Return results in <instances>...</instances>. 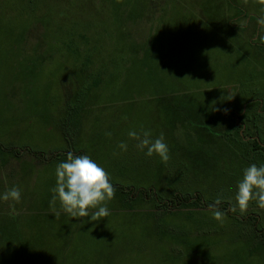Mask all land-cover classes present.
Wrapping results in <instances>:
<instances>
[{
    "label": "rangeland",
    "instance_id": "1",
    "mask_svg": "<svg viewBox=\"0 0 264 264\" xmlns=\"http://www.w3.org/2000/svg\"><path fill=\"white\" fill-rule=\"evenodd\" d=\"M168 1L48 0L46 2L38 0L32 7L18 0L15 3L16 12L6 16L19 30L23 28V24L29 28L32 23H47L49 25L47 43L51 50L48 54L52 51L57 52V56L49 61H53L57 69L65 66L66 63L69 69L68 78L79 79L78 82L83 77L80 68L85 67L86 57L72 58L67 55L66 58L60 57L68 51L64 45L72 40L68 35L72 33L74 26L83 28V30L74 29L73 32H76L82 44L81 50H85L89 58L86 64L89 70L88 78L83 79L84 82L81 84L91 87L90 84L101 82L103 87L89 103L96 104V112L92 114H95V118L92 121L95 122L93 125H100L103 134L101 137L89 136L88 148L93 150L90 153L93 160H96V156L99 158L100 153L95 151L100 148H105L108 153L112 150H121L118 147L121 142L128 144L131 141L128 136L129 131L134 130L137 133L150 131L152 139H155L161 132L175 130L176 137L181 142L180 146L173 145L171 140L169 145H172L173 149L179 148L180 157L196 156V164L189 162L190 165H187L185 159L171 157L169 162L178 164L177 169L175 173H170L169 176L167 174L168 185L154 187L156 195L158 199H169L176 194L199 195L201 198L199 202L196 200V205L190 204L179 210L169 209L163 205L161 209L147 208V212L143 207H138L142 211L136 210L134 214L131 211H124L126 209H116L118 210L116 211L115 208H111L112 205L107 204L110 211L108 217L99 221L83 218V226L74 234L71 233L72 236L65 228L48 227L39 230L40 232L38 230L24 231L20 237L21 243L23 242L21 247L23 249L19 250L23 252L22 256L26 258L29 256L32 261L36 257L37 260L48 259L49 255L54 254L52 249L65 243L66 239L72 247L88 244L92 241L89 231L99 227L103 230L102 239L97 244L99 247L88 250L116 249L127 245L125 242H139L138 245L147 252L137 249L135 256L145 257L144 264H264V209L259 208L256 202H252L244 213H241L239 209L236 212L231 211V207L236 203L237 185L242 179L243 170L252 164L257 166L264 164V151L254 147L255 143L264 147V44H261L258 39V35H264V30L256 23L260 15L259 6L253 4L251 0L247 5L243 3V0L235 1L245 13L238 19L230 17L236 32L228 34L225 33L224 25L217 26L224 22V13L218 6L214 8L212 5H207L203 12L195 11L196 15H200L199 17H203V14L209 16L204 23L210 24L213 30L211 32L208 27H203L201 24L191 27L196 23L195 18L189 17L194 10L192 4H196V0H180L182 5L179 8L182 15H177L176 10L164 11V8H168ZM203 1L210 3L208 0ZM35 10L39 15L37 19L27 17ZM185 15L188 20L184 17ZM168 19L169 23H173V25L169 24L170 28L167 26ZM242 21H247L246 25L242 24ZM184 23L188 26H183ZM242 25L245 27L242 28ZM196 29L200 30V33H196ZM119 33L124 39L122 44L120 39L117 41L115 38ZM156 33L163 36L162 42L153 43V36ZM210 33L213 36L211 38L217 41L222 39L218 37L227 35H246V37L249 35L256 41L253 45L236 43V41L226 43L218 41L219 44L211 43L214 49H210L209 44L204 41ZM39 36L40 31L30 32L24 44L25 49L36 46ZM130 41H135L138 45L144 44L148 54L153 57L155 55L160 64L158 62L148 64L143 60L141 61L143 66L140 65L139 58L136 55L132 56L129 52ZM220 46H226V49L218 50ZM119 47L125 53L119 52ZM194 49L199 54L195 58H193ZM74 54L78 55V53ZM37 58L35 53L11 54L9 51L0 53V123L1 119L9 117L11 108L12 117L34 120L33 133L34 130L42 129L43 122L36 124V116L40 110L45 114L50 112L48 104L41 105L39 102L50 101V99L56 101L61 97L51 90L50 86H46L40 92L31 86L30 75L34 72L33 65L47 61L37 60ZM129 59H132L133 63L126 61ZM220 61L223 62L224 67L217 64ZM82 63L83 66L80 67ZM45 66L54 68L48 62ZM56 70H50L55 80H58L52 83L54 86L58 85L64 77L62 72L56 73ZM211 72L215 73L210 74ZM139 80L145 82L140 83ZM196 85L201 89H196ZM56 89L58 90V87ZM65 90L68 93V86ZM85 93L87 92H83ZM167 97L171 99H166ZM182 97L196 98V122L193 124L196 128L194 147L193 142L191 143L193 138H188L184 143L183 129L174 127L177 124L173 116H178L179 111L193 108L188 104L189 101L183 105L179 104L177 100ZM229 97L232 99L228 100ZM208 100H216L217 107L213 109L204 107V102L208 103ZM200 107L202 110L197 113V108ZM232 109L234 117L239 116L237 111L241 113L240 110H243L240 119L246 123L248 129L243 128L242 124L239 126L242 132L241 140H245L246 146L239 143V139L231 133L233 128H237V123L233 127L229 118ZM227 111H230L228 116ZM245 111L249 114L244 115ZM255 111L261 112L256 113L260 133L257 139L253 136L252 124L250 125L249 122L251 118L249 115ZM157 112L161 114L163 112V114L158 116ZM96 115L100 116L96 118ZM225 115L226 119H224ZM184 117V115L179 116L182 120ZM216 121L222 124L223 129L218 130ZM106 133H111V136ZM36 136L41 142L46 140L42 130L41 135L36 134ZM204 136L209 141L206 142L203 139ZM29 140L25 142L28 145L26 148L41 149V152L45 153L44 146H40L39 140L37 142ZM9 144H18V142L13 140L9 143V140L3 141L0 138V156H7L12 152L13 147L21 151L23 149L22 146H9ZM187 144L190 145L186 146ZM227 147L231 149L220 153V148ZM107 157L108 160L105 158L103 160L110 161L112 164L119 155L116 154L114 157L109 154ZM132 161L135 163L137 160L133 157ZM21 165L31 166L32 174L35 171L34 168H39V163H35L29 155L23 157L21 163L12 161L2 171L0 195L15 185L19 186L21 191L24 189L18 184H24L20 179L14 180L20 173ZM193 168L196 170L194 171ZM179 177H181L180 183L177 182ZM26 179H30L27 177V172ZM33 179V182L24 190L26 197L36 198L33 206H47L51 212L59 211L58 202L53 206L51 201H45L47 194L43 192V189L49 181L51 182L50 176L38 170L34 173ZM114 181L117 184L120 183L118 180ZM127 182L122 180V183ZM140 188L149 189L142 186ZM218 197L222 198L218 208L225 213V219L222 222L213 218L208 207L214 204ZM50 199L52 197H48V200ZM16 208L18 212L26 211V205L21 202L17 203ZM141 219H144V226L150 224L151 231L134 232V228L142 226ZM61 221L62 216L54 215L45 218L46 223H53V225ZM39 233H42L41 238ZM145 234L148 237L147 241L144 239ZM162 235L170 237L169 241H166L169 243L166 251L158 249L156 245L163 244L164 240H159V236ZM9 248L11 249L3 239V233L0 232V264L5 263Z\"/></svg>",
    "mask_w": 264,
    "mask_h": 264
},
{
    "label": "crops",
    "instance_id": "2",
    "mask_svg": "<svg viewBox=\"0 0 264 264\" xmlns=\"http://www.w3.org/2000/svg\"><path fill=\"white\" fill-rule=\"evenodd\" d=\"M210 3L207 2H202V0H196V4L194 5V10L191 12V16L189 17L195 18L196 23L191 26H201L203 27H208L211 32L213 30L210 27V24H205L204 22L207 21V18L209 16L202 15L203 17H199L198 15L195 14V11H201L203 12L205 10L204 7L207 5H212L214 8L218 6L221 11L224 13L223 16V23L217 26L224 25V30L225 33L228 34H233L229 33L227 26L229 25L230 22V17L232 14L234 15L235 9L234 7L239 6L235 1L238 0H208ZM169 5L168 8H164V11L168 10H176L178 13L177 15H182V12L180 11V5L182 3L180 0H169L168 1ZM196 5V7H195ZM234 6V7H233ZM241 8V6H239ZM194 11V12H193ZM209 15V14H208ZM211 16V15H210ZM170 17V15H169ZM186 19V15L184 16ZM203 18V19H200ZM167 19V18H166ZM212 19V16L210 17ZM188 20V19H187ZM167 21V20H166ZM163 22V19H162ZM81 23V22H80ZM167 24L173 25V23H169V19L167 21ZM246 25V24H244ZM248 25V24H247ZM183 26H188V24H183ZM213 26V25H212ZM49 25L46 23L44 24L43 22H40L38 24L32 23L31 27H27L25 24H23V28L19 30V28H16L12 23L10 22V19H3L0 20V53H5L6 51H9L11 54H21L22 52L24 53H35V57H38L37 60H47V61H41L33 65L34 67V72H32L31 79L32 83L31 86L36 90L37 92L42 91L46 86H50V89L59 94L61 97L59 100H44L40 101L39 103L41 105H47L48 104V110L50 108L49 114H45V112H40L36 116V124L43 122V125L41 126L42 129L34 130L35 134L32 132L33 129V123L34 120L32 119H25V118H18L17 116L12 117L11 112L12 109L10 108V115L9 117H5V119H1L0 123V138L5 141V139L9 140V143L13 140L17 141L18 144H9V146H22L23 149L22 151L19 149H15V147L11 148V153H9L7 156H0V181L3 178L2 171L6 169L9 164L12 161L19 162L21 163L23 157L29 155L32 157V160L35 163H39V168H34V173H36L38 170L41 172L43 171L45 174L50 176L51 182L49 181V184L46 185L43 189V192H45L47 195L45 201H51L48 200V197H52L53 193L51 192V189L55 187L56 184V175H55V169L56 166L60 162L66 161L67 154L69 152H72L74 155H89L91 151L88 148L89 146V136L90 135H95L97 137H101L103 134L102 128L100 125H93L95 122L92 121V119L95 118V114L93 112H96V104L90 105V100L93 99L94 97L97 96V92L102 90V85L101 84H90L92 85L91 87L88 86H83L81 83H83V79L85 80L88 78V63L85 64V67L83 66V63L81 64L80 70L83 74V77L79 79L74 80L72 78H68L69 76V69L66 67L67 64L65 63V66L60 67V68H55L53 61L50 62L49 60L54 59L55 56H57V52H51V54H48V51H51L49 46H48V38L49 33L47 32ZM202 27V28H203ZM214 27V26H213ZM242 28L245 26H241ZM197 28V27H196ZM220 28V27H218ZM74 29H82L79 28L78 26H74ZM72 30V33H70L68 36L73 39L74 31ZM39 32L40 31V36H39V41L37 42V45L34 47H30L29 49H25V42L27 38L30 35V32ZM87 31V30H85ZM195 31V30H193ZM202 31V30H201ZM196 33H200V30L196 29ZM212 34L204 39L206 43L209 44L210 49H214L210 44L215 43L218 41L220 43H226L227 41H236V43H243V44H251L253 45L254 42L256 41L254 37L252 36H247L246 35L242 36H236V35H227L224 37H218L222 38L221 40H214ZM244 37V38H242ZM227 38V39H226ZM75 39L76 42L81 43L78 40L77 35L75 34ZM72 41V40H71ZM69 41L66 44H71ZM82 41V40H81ZM63 43H65L63 41ZM9 44V45H8ZM64 45L68 49V47ZM226 46H220L218 50L223 49L225 50ZM225 48V49H224ZM216 49V48H215ZM195 50V49H194ZM67 53L65 55H62L60 58H66L67 56H72V58L77 57V58H84V56L87 58V53L80 51L77 52L78 55L74 54L76 52L71 51V48L66 51ZM196 52V55H195ZM198 51H193L194 57L199 56L197 53ZM43 55H46L48 57H44ZM50 63L54 68H51L50 66H45L46 64ZM220 67H224V64L222 61L219 63L217 62ZM199 65V64H198ZM211 66V65H209ZM51 68V69H50ZM57 69V70H56ZM84 69V70H83ZM50 70H56V73L62 72L64 77L63 80L61 79L59 81V84L54 86L52 83L55 81V76L52 75ZM72 72V70H71ZM215 72H211L210 74H214ZM29 76V77H30ZM30 81V79H29ZM69 88V91L67 93L66 88ZM58 87V90L56 89ZM56 89V90H55ZM196 89H201L196 85ZM87 92L83 94V92ZM91 91V94H90ZM167 97L166 99H168ZM164 99V98H160ZM165 99V100H166ZM171 99V98H169ZM172 101V100H171ZM170 101V102H171ZM178 103L179 104H185L186 101H189L188 104L193 106L192 109H186L183 111H179L178 116L174 115L173 119H176L175 123L177 125H174L175 129L182 128L183 132L182 135L184 138V143L185 140L188 138H193L191 139L192 146H195V136H196V128H194V122H196V98H189L185 99V97L178 98ZM215 101V104L213 102ZM221 101V100H220ZM169 102V101H166ZM216 100H208L207 102H204V107H209V109H213V107H217ZM201 105V104H200ZM38 106V105H37ZM188 106V105H187ZM9 106L7 105V108ZM43 109V108H41ZM202 110V107L197 108V113H199ZM168 110H166L167 112ZM206 110H204L205 112ZM230 111L226 112V115L228 116V112H230L229 118L231 119V122L233 124L237 123V128L238 130L234 129L232 130L231 133L235 135L237 139H239V143H243L245 145V140H241V130H240V124L246 129L247 125L244 121H242L240 118L243 113H237L239 114L238 117L233 116V109ZM242 111V110H240ZM48 111H46L47 113ZM243 112V111H242ZM165 113V111H164ZM247 113V111H245ZM158 116H161V112H157ZM48 115V116H47ZM185 116L182 119L179 118V116ZM226 115L224 119H226ZM100 115H96V118H98ZM1 117V114H0ZM235 118V119H234ZM250 119V125H251V131L253 132V136H255V139H257V136L260 135L259 133V127L256 117L249 118ZM179 120V121H178ZM178 121V122H177ZM234 122V123H233ZM215 123H218L217 125L218 130L223 129V126L220 122L216 121ZM261 123V122H260ZM263 123V122H262ZM255 124V125H254ZM192 129H191V128ZM261 128V127H260ZM41 130L43 132V135H46V140H43V142L40 141V139L36 136V134L41 135ZM187 131V132H186ZM186 132V133H185ZM47 133V134H46ZM163 133V132H161ZM158 134L159 135L161 134ZM233 134L231 135V138L233 137ZM165 136V142L167 143L169 147V153L170 157H177V158H182L183 160L185 159L187 162V165H190L189 162L192 164H196V156L192 158H188V155H184V157H180L179 154L180 150L179 148H172V145H169V141L171 140L173 145H179L180 146V141H178V137H176V132L175 130L171 131H165L163 133ZM242 136H244L242 134ZM29 138H32V140H29ZM206 142L209 141L207 137L204 136L203 138ZM223 139V138H222ZM29 140L31 142H37L38 140L40 141V146H44V151L45 153L41 152V149L39 150H33L31 148H26L28 145L25 144V142ZM45 141V142H44ZM225 141V140H221ZM137 141L132 140L127 144V151H122V150H112L107 152L105 148H100L95 152L100 153L99 158L96 156V162L100 164L111 176L112 178V184L116 188V194L115 198L108 202V205H112L111 208H115L122 210L126 209L124 211H131L132 214L136 210L142 211V209L138 207H143L145 211L146 209H153V208H158L157 200L158 196L156 195L154 187L156 186H165L168 185V176L170 173H175V170L177 169L178 164H175V162H167L163 163L159 156L153 155L152 157H147L145 155V151H141L136 147ZM190 145V144H189ZM188 144L186 146H189ZM242 148V147H241ZM248 149V147H246ZM230 147L227 148H220V153H223L225 150H230ZM15 151V152H14ZM111 152V153H110ZM108 153V154H107ZM94 154V153H92ZM112 154L114 157L119 155V157L113 161L112 164H110V161H104L103 158L108 160L109 158L107 155ZM173 154V155H172ZM133 157L136 158V162L133 163ZM159 160V161H158ZM27 168V170H26ZM31 166H26V165H21L20 166V173L19 175L15 176L14 180L20 179L21 182L24 184L22 185L24 188L21 191V203L26 205V211L23 212H18L19 210L16 208L17 203L14 201H3L0 200V232L3 233V239H5L6 243L8 246L11 247L10 251L8 252L6 256V261L4 264H144L143 261V256H135L136 255V250H143L145 253L147 250L143 249L139 244V242L133 243L132 241L130 242H125L124 247L121 248H116V249H102V250H88L90 248H98L99 246L97 245L100 240L102 239L101 234L103 233V230L99 229V227L89 231L91 234V239L92 241L88 244L80 245L78 244L77 247H72L70 246L71 244L67 241L65 243L60 244L59 246L55 247L53 250L54 254L49 255L48 259H39L37 260L34 259L33 261L30 260L29 256L28 258L22 256L21 248L23 245V242L21 243L20 237L22 236L24 231H35L43 229V228H65L68 232H70V236L75 233L76 230L80 229L83 226L84 220L83 218H71L68 214L64 213L63 211H55L51 212L50 208L47 206L40 207L38 205L33 206V202L36 200L34 197L31 199V197H26L25 196V188L26 186H29L33 182V175L31 173ZM53 170V171H52ZM195 171L196 168H193ZM26 172H27V177L30 179H26ZM168 174V176H167ZM31 176V177H30ZM54 177V178H53ZM167 177V179H166ZM181 177L177 180L178 183H180ZM114 180L120 181L119 184H117ZM122 180L128 181L127 183H122ZM45 182H48V179L45 180ZM16 183V181H15ZM167 183V184H166ZM16 186V185H15ZM142 187H147L149 189H143L140 188ZM19 187V186H17ZM140 188L142 190H153L154 193L150 194L149 198H145L142 195H137L135 191L139 190L137 188ZM20 188V187H19ZM135 190L132 191L131 190ZM35 199V200H34ZM29 202V206H28ZM15 206V207H14ZM16 208V209H15ZM118 211V210H116ZM148 212V211H147ZM58 213V215H57ZM62 216V221L60 223H55L53 225L50 224L49 222H45V218L48 216ZM147 215V214H146ZM145 217V216H144ZM66 220L64 223L63 221ZM144 219H141L140 222L142 223V226H139L134 228V232L141 233L144 231L145 233L151 231L150 224L144 226ZM166 224V223H165ZM167 225V224H166ZM144 230H143V228ZM87 229V228H85ZM89 230V229H88ZM159 230V229H158ZM108 229L106 230V232ZM153 231V229H152ZM72 233V234H71ZM40 234V238L42 237V233ZM146 235V236H145ZM144 235L145 241H147L146 238L147 234ZM159 240H164L163 244L159 246L158 244L157 247L160 250H167L168 249V242L169 241L167 236H159ZM95 243V244H94ZM179 245V244H177ZM182 248V247H181ZM40 250V249H39ZM45 250V248H44ZM51 250V249H50ZM88 250V251H85ZM29 255V253H28ZM42 255V254H41ZM146 256V254H145ZM137 257V258H136ZM146 263V262H145Z\"/></svg>",
    "mask_w": 264,
    "mask_h": 264
},
{
    "label": "clouds",
    "instance_id": "3",
    "mask_svg": "<svg viewBox=\"0 0 264 264\" xmlns=\"http://www.w3.org/2000/svg\"><path fill=\"white\" fill-rule=\"evenodd\" d=\"M249 2L250 0H243L245 5ZM251 2L259 6L260 15L256 23L264 30V0H251ZM246 23L247 21H242V24ZM258 39L261 44H264V35H258ZM231 99L232 97L228 98V100ZM106 135L111 136V133ZM128 136L137 141L136 147L139 150H146L147 157L157 155L163 163L170 160L169 147L163 133L152 139L150 131L137 133L132 130L129 131ZM118 147L122 151H127L125 142H121ZM55 175L56 184L51 189L53 193L51 205L55 206L58 202L61 211L76 219L90 218L91 221H99L110 215L107 204L115 198L116 188L112 184L110 174L89 155H74L69 152L66 161L56 166ZM0 200L19 203L20 188L13 186L0 195ZM235 202V205L231 207L232 212L239 209L241 213H244L252 202H256L259 208L264 209V164L260 166L252 164L243 170L242 179L237 185ZM221 203L222 198L218 197L214 204L208 207L213 218L222 222L225 219V213L218 208Z\"/></svg>",
    "mask_w": 264,
    "mask_h": 264
},
{
    "label": "trees",
    "instance_id": "4",
    "mask_svg": "<svg viewBox=\"0 0 264 264\" xmlns=\"http://www.w3.org/2000/svg\"><path fill=\"white\" fill-rule=\"evenodd\" d=\"M18 0H0V20H3V19H8V18H6V16L7 15H9V14H14V12H16V9H15V3L17 2ZM24 4H26V5H28V6H32V7H34L36 4H37V1L38 0H21ZM46 2L48 1V0H45ZM228 1V0H227ZM232 1V0H231ZM234 7V6H233ZM236 8V9H235ZM233 9H235V10H233L234 12L236 11V13H234V19H238V18H240L241 16L243 17L244 16V11H243V9L242 8H240L239 6H237V7H234ZM5 13H4V12ZM34 13V14H33ZM33 13H31V15H30V13H29V16H27V17H29L30 19H37V16L39 17V15H38V11L36 12V10L35 11H33ZM248 16V15H247ZM247 16H246V18H247ZM233 18V17H232ZM231 19H230V22H229V25L227 26V29H228V31H229V33H235L236 31V28H234L233 27V25H232V23H231ZM169 28H170V26L169 25H167ZM177 27V26H176ZM219 29V28H218ZM231 31V32H230ZM128 32L131 34V31H130V29H128ZM75 34H76V32L74 33V35H73V39H72V41H71V44H73V42H76V39H75ZM164 37H166V36H164ZM116 39H117V41H119V39H120V43L122 44V41L124 40V39H122L121 37H120V33L117 35V37H115ZM162 38H163V36L161 35V34H154V36H153V43H156V42H162ZM116 41V42H117ZM71 44H66V46L68 47V49L69 48H71V51H73V52H80V51H82L81 50V43H79V42H76V43H74L73 45H74V47H73V45H71ZM70 45H71V47H70ZM130 49H129V52L130 53H132L131 55L133 56V55H136L138 58H139V60H140V65H142V63H141V61H143V60H145L146 61V63H148V64H152V63H154V62H158L159 63V61H158V58H156V56L154 55V57L153 56H151L150 54H148V52L145 50V45L143 44V45H138V43H135V41H130V44H129V46H128ZM119 52H124L125 53V51L123 50V49H120V47H119ZM83 52H85V50L83 51ZM168 59V58H167ZM126 61H129L130 63H133V61H132V59H129V60H126ZM89 62V58H86V63H88ZM138 62V61H137ZM160 64V63H159ZM143 66V65H142ZM90 74V73H89ZM187 76H189V75H187ZM100 81V80H99ZM139 82L140 83H144L145 81H140L139 80ZM96 84H102L101 82H95V85ZM90 94H91V91H90ZM243 111V110H242ZM241 111V113H243ZM256 113H258V114H260L261 112H252L250 115H249V117H251V118H253V117H257L256 116ZM249 113L247 112V113H245L244 112V115H248ZM242 116V115H241ZM240 116V117H241ZM243 121V120H242ZM244 128V127H243ZM236 130H238V129H236ZM257 142V141H256ZM255 149H258L259 151H264V147L263 146H260V145H258V143H255ZM132 191H135V190H131V192ZM135 193L138 195H142L143 197H145V198H149V196H150V194H152V193H154V191L153 190H142V189H139V190H137V191H135ZM200 196L199 195H188V194H186V195H183V194H176V195H174L172 198H169V199H159V200H157V203H158V206L160 207V209H161V206H165V207H168L169 209H174V210H179V209H182V208H186V207H188L190 204H193V205H196V200H197V202H199L200 201Z\"/></svg>",
    "mask_w": 264,
    "mask_h": 264
}]
</instances>
